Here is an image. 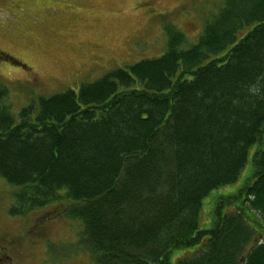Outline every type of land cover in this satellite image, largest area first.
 Wrapping results in <instances>:
<instances>
[{
  "label": "trees",
  "instance_id": "16d2710c",
  "mask_svg": "<svg viewBox=\"0 0 264 264\" xmlns=\"http://www.w3.org/2000/svg\"><path fill=\"white\" fill-rule=\"evenodd\" d=\"M214 7L196 44L164 20L161 56L78 92L13 114L0 88L10 216L67 200L58 213L82 222L95 264H171L174 251L197 246L177 264H264V150L254 182L200 227L204 200L235 183L264 140V0Z\"/></svg>",
  "mask_w": 264,
  "mask_h": 264
},
{
  "label": "rangeland",
  "instance_id": "374dc122",
  "mask_svg": "<svg viewBox=\"0 0 264 264\" xmlns=\"http://www.w3.org/2000/svg\"><path fill=\"white\" fill-rule=\"evenodd\" d=\"M222 1L0 0V88L8 90L13 114L38 107L43 97L78 92L83 83L161 56L166 47L160 27L164 20L183 32L190 45L196 44L209 11ZM214 11L212 17L218 9ZM258 150H264V140L251 148L238 180L204 200L201 229L213 227L224 197L254 182L252 159ZM13 191L0 178V264H95L82 241V222L58 213L67 200L12 217ZM232 209L225 206L223 213ZM199 251L198 246L176 250L171 264Z\"/></svg>",
  "mask_w": 264,
  "mask_h": 264
}]
</instances>
